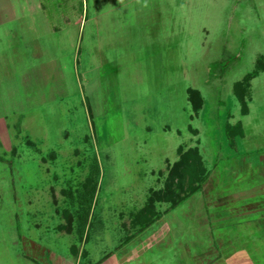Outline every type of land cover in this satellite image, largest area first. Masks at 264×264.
<instances>
[{
  "label": "rangeland",
  "instance_id": "obj_1",
  "mask_svg": "<svg viewBox=\"0 0 264 264\" xmlns=\"http://www.w3.org/2000/svg\"><path fill=\"white\" fill-rule=\"evenodd\" d=\"M156 1L154 39L147 46L141 44L146 38L132 31L133 22L123 26L121 13L109 12L107 5L98 22L89 13L82 25L75 14L72 40L58 45L56 53L34 51L29 42L25 52H18L19 21L7 18L13 33L0 38V264H93L136 233L132 219L148 203L156 224L124 250L161 227L175 238L178 231L169 227L184 224L185 255L218 251L213 264H223L222 247L211 243L208 227L211 221L237 220L239 231L223 223L218 233L223 240L229 236L231 250L254 243L251 263L264 264V246L247 232L249 226L264 231V216L257 212L264 208V72L250 83L246 115L232 91L236 82L256 73L259 63L264 65V0ZM45 35L38 48L51 41L54 51L53 36ZM97 48L101 58L85 64L87 53ZM100 61L117 64V80L109 85L96 67ZM187 89L202 98L198 113ZM113 106L122 109L127 127L130 110L142 112V123L124 140L112 133L115 143L103 150L94 116ZM239 122L248 137L236 138L230 149L224 127ZM192 150L212 177L207 191L217 184L209 196L197 193L165 214L176 201L170 193L187 187ZM95 169L100 176L88 240L79 242L81 186ZM238 207L242 212L235 217ZM258 236L255 240L264 241L263 234ZM176 254L169 264L177 263ZM206 255L203 261L211 264ZM240 258L244 262L245 254Z\"/></svg>",
  "mask_w": 264,
  "mask_h": 264
},
{
  "label": "crops",
  "instance_id": "obj_2",
  "mask_svg": "<svg viewBox=\"0 0 264 264\" xmlns=\"http://www.w3.org/2000/svg\"><path fill=\"white\" fill-rule=\"evenodd\" d=\"M106 1L81 0L82 7L81 9H79L78 0H0V38L4 39L7 34L13 33L9 32L10 28L8 25L9 23L7 21V18H14L19 21V24L15 26L16 32L14 31L17 37L19 38L17 40L19 49L18 52H25V46L29 42L30 45H32L34 51H37L38 49H43V51L46 52L56 53L58 45L61 44L60 48H63L62 45L63 43L67 42L68 37H71L72 40V29L74 24H72V22L73 16L75 14L76 16L81 17L80 24L82 25L86 23L87 20H89V13L93 14V20H96L98 22L102 20L100 14L105 12L104 6L107 5V7H109V12L112 11L114 13H121V22L123 26L126 27V24L129 22V20L133 22L132 31L136 33L135 35L146 38L141 44H145V46H147L148 44H152V39L154 38H151L153 35L151 26H153L155 16L157 15L156 10L159 11V5L156 0ZM170 1L179 2L180 0H163V3L169 5ZM53 20H56L59 23H57L56 25L53 24L51 26L50 23H52ZM46 32L47 36L45 35ZM141 34L144 35L141 36ZM42 35H45L46 37L53 36L54 51L51 50V41L47 43V41L42 42L40 40L43 43L44 48H38L39 46L37 41L39 38L43 37ZM58 38H60V40H58ZM63 38L65 39L63 40ZM47 40H49V38H47ZM0 42L2 41L0 40ZM94 44H97V42H95ZM133 50L135 49H128V52H131ZM90 51L92 52H89L91 54L87 53L84 62L85 64L87 62L95 63L97 58H101L100 54L102 52L98 48ZM78 54L79 52L76 54V60L79 57ZM53 61H57L55 55ZM100 63L101 61L97 63L96 67L101 70L102 77L105 80H108L107 85H109L111 82L116 81L118 76V67L116 62L113 61V64L105 65H101ZM188 90L189 89H187L186 91L187 93ZM109 108L110 109L104 111L103 114L94 116L95 136L99 146L103 150L109 148L113 143H115L116 139L112 133H116L118 135L117 139L121 141L125 139V135L128 136V134L130 135L131 132L136 133L137 127L140 125V123H142V112L140 110H130V119H132V122L130 123V127H127V124H125V120L122 115V109L116 110L117 107L114 106ZM113 123H115V125L111 128ZM243 130L245 135L244 141H246V137H248V135L244 127ZM142 131H145V129H143ZM179 132V130H176L174 133L177 134ZM210 178L212 177L208 178L202 190L203 194L207 193L208 196L212 192V189L214 188L215 184H217L216 181L214 185H212V188L207 191L205 186H207V184L211 180ZM204 197H206V195H204ZM217 208L218 207H216V209ZM241 209L242 207H238L237 210L232 212V215L238 217L239 213L242 212ZM230 212L231 211L228 210V213ZM257 212L261 213L264 216V208L260 209ZM227 220H232V218L230 217ZM231 222L232 223H224V220H216L210 222L208 231L211 243L216 242L221 245L222 252L224 253L223 264H253L251 263V259L254 260V252L251 250L252 245H255L254 243H250L251 247H249V244H247V242L245 246L247 245L249 247L248 249H244L245 247H242L243 249L239 247L240 249L232 248L231 250V248L228 247V245H230L229 240H227L229 239V236H227V238L223 240V237L221 236L223 232L218 233L219 231H222L221 229H223V225L227 224H229L231 228L236 226L235 229H237L238 231L242 228L237 226L241 222H237V220ZM154 224H156V221L151 226L147 227L142 233L136 235L130 242L126 244H123L125 239L127 238L124 237V240H122V242H120L119 245L113 249V254L110 252L106 253V255H104L102 258H100L93 264H169L170 255H174L175 251L177 252V254L175 255L177 257V263L174 264H205V261H203V255H206V253H201L196 250L197 253H193V255H191L190 257L185 255V240L183 239V236L185 235L184 224H176V227H166H169V230L170 228H173L174 231H178L177 237L175 238L172 236L173 233H171V231L164 232V230H162L163 227H161L162 233L161 231H155L154 235L144 237V241L134 245L135 247L131 248L130 251L124 250L125 247L134 244V241L137 239L138 236L144 234V232L147 233L148 230L153 228ZM213 231H216V239L213 235ZM256 231L257 229H255L254 226H249V228L247 229V232H250V238L254 239V241L257 242L256 244L261 245V248L264 246V241L261 240V242H259V240L255 239H260L258 235H264V231H262V228H258L259 233L258 231ZM223 249H225V251H223ZM116 253H118V258L114 256ZM251 253L252 256L250 255ZM242 254H245L246 256L244 262H241L243 260L242 258H240ZM207 255H211V259H213V262L211 264L215 263V260L219 258L218 251H216L214 255H212L210 252H207ZM80 262L81 261L79 260V264H81Z\"/></svg>",
  "mask_w": 264,
  "mask_h": 264
},
{
  "label": "trees",
  "instance_id": "obj_3",
  "mask_svg": "<svg viewBox=\"0 0 264 264\" xmlns=\"http://www.w3.org/2000/svg\"><path fill=\"white\" fill-rule=\"evenodd\" d=\"M261 72H264V65L259 63L256 69V73L251 75L250 74L246 75L245 77H243L241 81L236 82L233 85V89H232L233 95L237 99L240 107L242 108L243 115H246L248 113L247 101L249 98V94L251 92L250 83L257 76V74ZM188 100L191 103L193 110H195V112L198 113L201 109V105L203 102L198 91L189 89ZM224 128H225L224 131H225V139L227 141V146L230 149H235L236 138L239 139L244 138V130L242 124L240 122L236 123L233 126L230 124H226ZM192 160L199 161V163L196 162L197 164L195 165L193 164L195 162L192 163ZM187 163L188 164H187L186 172L190 174L188 182L186 183L187 187H183L182 185L179 188V193H176L174 190L172 193H170V196L174 197L176 201L171 203L170 207L165 212V214L171 213L176 208L186 203L189 199H193L197 193H199L200 195L203 193L202 192L203 186L205 185V183L207 182L210 176L209 171L200 161L199 155L195 150L189 151V154H187ZM197 171H199V173ZM99 176L100 173L98 169L97 170L95 169V172L94 170L92 171L90 170L86 177V181L81 186L82 202L81 205L78 207L77 226H76V233L79 237V242H86L88 240L87 231L89 227V218L91 213L92 200L97 191L96 186L99 180ZM182 181H184L183 178ZM204 198L205 197L202 195L203 201ZM204 206L205 204L203 205V207ZM63 215L67 216L68 213L65 211L63 212ZM206 215H208L207 211H206ZM157 218L158 217L155 216L153 206L150 205L149 203L144 205L142 209L136 212V214L132 219V224L137 230L136 233L133 234L132 236H128L123 244L130 242L137 234L142 233L147 227L151 226L157 220ZM72 252L73 254L77 255V250L75 248H73Z\"/></svg>",
  "mask_w": 264,
  "mask_h": 264
}]
</instances>
